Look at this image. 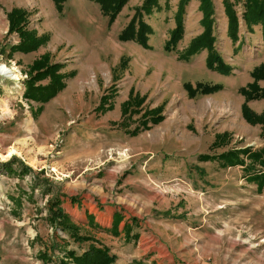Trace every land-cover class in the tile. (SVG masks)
<instances>
[{
    "label": "rangeland",
    "instance_id": "obj_1",
    "mask_svg": "<svg viewBox=\"0 0 264 264\" xmlns=\"http://www.w3.org/2000/svg\"><path fill=\"white\" fill-rule=\"evenodd\" d=\"M142 1L127 3L131 16ZM178 2L158 0V9L144 16L153 30L149 48L139 45L145 56L144 73L133 70L138 67L137 56L124 55L111 73L77 76L72 71L63 72L62 53L67 43L61 45V26L68 24L87 38L95 23L107 24L109 29L97 4L66 0L58 13L47 0H0V68L6 66L18 76L16 80L0 72V264H58L66 251L81 253L87 248L90 242L73 241L50 224L56 200L59 209L79 227L78 235L91 236L108 248L116 257L114 264H128L132 247L127 243L138 240V234H132L138 221L126 210L130 204L138 205L142 222L158 217L171 220L168 224H181L175 226L179 236L159 231L169 244L161 253L169 264H264V194L257 195L248 184L249 176L242 166L222 168L217 162L197 159L264 146V104H257L264 98L247 99L240 92L264 90V55H259L258 45L240 40L241 26L252 31V39L257 37L255 28L261 26L246 25L242 18L244 0H229L238 19L233 41L227 34L223 0H211L213 49L225 64L223 71L211 70L206 65L207 50L180 59L190 42L204 31L199 0H190L186 6L184 34L175 50L164 51L175 27ZM15 8L27 12V31L48 36L35 51L9 53L20 41L16 32H9L7 19ZM125 15H118L116 29L125 22ZM118 35L116 42L121 46L125 42L119 41ZM261 40L264 44L262 33ZM46 53L50 63L62 65L60 72L67 77L64 89L40 104L24 98V82L29 79L31 64ZM130 62L134 65L128 70ZM208 73H241V80L238 78L237 86L227 91ZM199 86L220 88L203 94ZM103 96L107 100L99 109ZM210 100L215 102L211 108L207 104ZM222 104L232 109H224ZM243 106L251 119L243 116ZM157 116L162 117L161 122H149ZM173 117L177 122L170 124ZM144 122H149V128L143 129ZM241 126L246 130H239ZM165 133L167 138L158 142ZM219 135H224L220 141L224 145L212 149ZM11 150L15 154L6 157ZM6 163L10 173L3 167ZM101 196L105 197L102 203ZM105 201L117 206L108 229L100 221L104 215L98 214ZM89 209L98 215V222ZM114 214L121 218L117 224L113 223ZM124 216L133 226L125 222L118 230ZM125 224L130 227L129 235L123 230ZM99 230L113 239L98 237ZM41 253H46L50 262L45 263Z\"/></svg>",
    "mask_w": 264,
    "mask_h": 264
},
{
    "label": "trees",
    "instance_id": "obj_2",
    "mask_svg": "<svg viewBox=\"0 0 264 264\" xmlns=\"http://www.w3.org/2000/svg\"><path fill=\"white\" fill-rule=\"evenodd\" d=\"M51 1L55 6L56 11L60 13L66 0ZM88 1L93 2L99 6L101 14L108 20V27L113 24L120 12L129 2V0ZM235 1L239 2L240 0ZM189 2L190 0H179L178 2L177 9L174 14L175 27L170 31L169 38L164 44L165 52L174 51L177 43L181 40L184 34L183 19L186 6ZM199 2V9L203 13L201 24L204 27V31L190 42L189 46L186 48L183 56L180 57V59L187 60L190 56L195 55L202 50H207V67L211 70L223 71L222 69H225V64L213 49L214 39L211 35L213 24L211 19V16L213 14L212 2L211 0H199ZM223 5L225 14L228 18L227 34L234 41L237 38L236 36L238 30V19L232 9L233 5L229 2V0H223ZM155 8L158 9V0H143L141 5L134 9V13L131 16L129 22L118 35V40L121 42L132 41L140 45L144 49L149 48L148 41L150 35L153 34V30L151 26L144 21V16H150ZM26 13L27 12L23 9L15 8L7 14L9 32H16L20 39L17 45L12 46L9 49V53H27L35 51L48 40L47 35L37 36L35 31L26 30ZM242 18L247 26L260 25L262 38L264 40V0H244V12L242 14ZM61 68V64L50 63V55L48 53L42 55L39 59H36L29 68V79L24 82V98L30 99L31 101L40 104H45L52 98H54L65 87L64 80L67 76L60 72ZM43 81H46V83L41 84ZM219 88V86L198 87L199 91L203 94L215 92ZM251 89L254 90L255 88ZM240 92L247 99L264 98V90L251 93L246 89H241ZM191 93H193V91H191ZM106 100L107 97L105 96L100 99L99 109L102 108L103 103H106ZM128 104L129 102L123 105L122 113L126 112L127 107H129ZM248 114L250 115L246 107L243 106V116L246 119H251ZM149 120L150 123L155 125L162 121V117H151ZM149 122L143 123V129L149 128L147 126V123ZM137 132L138 129L136 131H132L131 134H135ZM223 137L224 135H219L216 137L214 144H212V149H214V147L218 148L224 145L220 142ZM197 159L204 162H217L222 168L242 166L243 172L249 176L247 178V181L249 183H254L257 185L258 193H260L261 189L264 187V146L258 150L244 148L238 150H227L216 155H201ZM245 159L249 161V164L246 163ZM3 167L7 169L8 173L12 171L7 163L4 164ZM257 167L259 169H257ZM54 201L55 200H53L52 203ZM52 209L55 210V212H52L48 219L51 225H53L56 229H60L62 232H65L73 241L90 242L87 248L81 253H76L73 250L66 251L64 255L65 257L63 258V260H60L58 264L115 263L116 257L115 255H111L109 253L108 248L100 245L97 240L92 238L91 236L78 235L79 227L74 225L70 220V217L65 215L62 210L59 209L58 200L53 203ZM120 220V216L118 214H114L113 223L117 224L120 222ZM123 230L126 235H129L130 227L128 224H125ZM133 237L137 238V235H133ZM40 257L44 260L45 263L50 262V260L46 257V253H41ZM65 260H67V262Z\"/></svg>",
    "mask_w": 264,
    "mask_h": 264
},
{
    "label": "crops",
    "instance_id": "obj_3",
    "mask_svg": "<svg viewBox=\"0 0 264 264\" xmlns=\"http://www.w3.org/2000/svg\"><path fill=\"white\" fill-rule=\"evenodd\" d=\"M133 1V4L137 5L142 0H130V2ZM139 1V2H138ZM47 2L51 3L52 8H54L53 3L51 0H47ZM126 14L125 22L121 27L116 29L118 24V17L120 15ZM119 16L115 20V22L110 26V28H107L104 25L96 24L93 29L92 35L87 38L80 34L76 29L69 27L68 24L61 26V37L63 40L61 41V45L63 46L64 41H66L67 45H65L66 51L62 53L64 54L63 61L65 63V67L63 68V72L69 73L70 71L76 73V75L80 76H87L90 73H111V69H114L120 60L121 57L125 55V57L133 58V56H137L138 59L135 61V65L138 67L134 69L133 65L134 63L130 62L128 70H130V67H133V70L136 71L135 73H144L146 69H143V55L142 48L139 45L134 44V42H125L120 43L122 44L119 46L116 42L117 35L119 32L123 29V27L126 25L128 20L131 17V14L129 13L128 4L123 8V10L120 12ZM241 34L240 37L241 42L243 44H252V45H258L259 46V55L262 53L264 55V44L261 40V27L255 28V34L257 37L255 39H252L251 36V30L248 31L247 27L244 25V27L241 26ZM245 31V32H244ZM46 35V34H44ZM149 45V44H148ZM242 47V46H241ZM67 49H70L69 52H67ZM64 50V48H62ZM131 51V52H130ZM134 51V52H133ZM137 54H136V53ZM140 52V53H139ZM229 52V51H228ZM141 58H140V57ZM203 59V57H202ZM141 61L139 63L138 61ZM107 71V72H106ZM200 74V73H199ZM212 79H215L216 82H221L225 85V89L227 91L233 90L237 84L236 80L239 78L241 80V73H230L228 75H222L219 73H208ZM75 75V76H76ZM201 76V75H200ZM72 86V85H71ZM212 102H208L209 108L212 107V103L215 104L213 100H210ZM264 101H261L257 103L258 105L264 104ZM229 103V102H226ZM224 109H232V107L229 104H222ZM260 110L261 107H258ZM230 111V110H228ZM226 113V112H225ZM217 119V118H216ZM177 122V119L170 118L169 123ZM239 130L245 131V126L238 127ZM229 130V129H228ZM238 130V131H239ZM167 138V134L165 133L164 136H162L158 142H163ZM146 143V142H144ZM183 149H181L182 151ZM241 170L243 168H240ZM246 175L243 174L244 181L246 180ZM248 183L247 181H245ZM249 185L253 186L254 190L257 192V185L254 183H248ZM264 194V187L261 189L260 193L257 192V195ZM100 202H104L105 197L101 196L99 197ZM136 204H130L126 205V210L128 213H133L132 215L129 214V217L136 218L138 221V225L136 227L132 228V234L136 233L138 234V240L135 244V242L130 241L127 243L128 246H131L132 248L128 251V264H163L166 258L165 256H162L161 253H164L165 249H167L168 242H165L163 239V236L159 232L161 231H170L173 234H177L179 236V231L176 229L175 226L181 227V224H171L172 221L165 220L162 221L161 219L154 218L150 220H144L143 222L140 219V209L137 207ZM116 205L112 204V202L105 201V206H103L102 210H97L98 214L102 213L104 216L100 219L102 226L105 228L111 227V215L113 212L116 211ZM119 208V207H118ZM121 208L125 210V207L121 205ZM142 208V207H141ZM168 207L164 211H166ZM90 210V209H89ZM136 211V213H135ZM90 214H92L95 219L94 222H98L97 218L98 215L93 211H89ZM99 221V223H100ZM140 221V222H139ZM93 222V220H92ZM125 222L130 223L131 226V219L128 220L127 216L123 217V221L121 222L118 230L121 229L122 224ZM171 222V223H167ZM101 226V227H102ZM102 227V228H103ZM98 237L102 238H111L109 240H112L110 234L101 232V230L98 231L96 234ZM121 235V234H120ZM122 237H119L121 239ZM144 242V243H142ZM112 244V242H111ZM135 244V245H134ZM143 246V247H141ZM167 251V250H166ZM166 264H169L168 260H166Z\"/></svg>",
    "mask_w": 264,
    "mask_h": 264
},
{
    "label": "bare ground",
    "instance_id": "obj_4",
    "mask_svg": "<svg viewBox=\"0 0 264 264\" xmlns=\"http://www.w3.org/2000/svg\"><path fill=\"white\" fill-rule=\"evenodd\" d=\"M1 70H0V72H2V73H5L7 76H9V77H14L15 76V74H14V72H13V70H11V69H9L8 67H6V66H3L2 68H0ZM13 79V78H12ZM15 79L17 80L18 79V76H15ZM15 154V151L14 150H11L10 151V153L8 154V156H6V157H11L12 155H14ZM5 157V158H6Z\"/></svg>",
    "mask_w": 264,
    "mask_h": 264
}]
</instances>
